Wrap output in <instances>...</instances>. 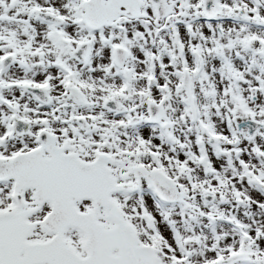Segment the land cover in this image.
<instances>
[{
  "label": "snow or ice",
  "instance_id": "1",
  "mask_svg": "<svg viewBox=\"0 0 264 264\" xmlns=\"http://www.w3.org/2000/svg\"><path fill=\"white\" fill-rule=\"evenodd\" d=\"M0 264H264V0H0Z\"/></svg>",
  "mask_w": 264,
  "mask_h": 264
}]
</instances>
